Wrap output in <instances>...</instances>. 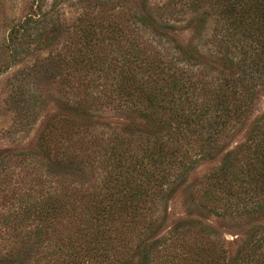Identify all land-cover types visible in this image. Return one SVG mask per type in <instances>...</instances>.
Listing matches in <instances>:
<instances>
[{"label": "trees", "instance_id": "obj_1", "mask_svg": "<svg viewBox=\"0 0 264 264\" xmlns=\"http://www.w3.org/2000/svg\"><path fill=\"white\" fill-rule=\"evenodd\" d=\"M185 1L214 12L209 22L198 19L196 28L207 32L201 43L180 42L150 0H141L139 11L126 1L116 15L87 12L71 35L54 10L65 1L52 0L49 12L11 28V57L30 23L41 32L31 31L29 41L52 46L43 60L61 71L68 113L51 129L63 140L98 107L125 108L140 124L110 128L107 138L93 134L87 153L72 152L68 157L81 160L93 152L92 171L105 162L101 182L76 183L84 190L78 200L71 201L67 190L48 192L33 211L44 229L60 223L63 231L56 230L47 253L32 240L26 253L19 250L0 263L264 264V108L243 141L235 140L264 91V0ZM208 39L213 50L206 56L201 48ZM103 142L109 148L100 157ZM68 162L64 174L70 175ZM207 164L204 175L194 178ZM181 195L185 213H167L166 202ZM203 214L239 231L229 242L220 231L227 229L213 227ZM33 251L42 253L39 259Z\"/></svg>", "mask_w": 264, "mask_h": 264}, {"label": "rangeland", "instance_id": "obj_2", "mask_svg": "<svg viewBox=\"0 0 264 264\" xmlns=\"http://www.w3.org/2000/svg\"><path fill=\"white\" fill-rule=\"evenodd\" d=\"M64 1L65 3L59 2L54 6L52 0H39V2L38 0H0L1 261L14 255L19 250L26 253L32 240H39V246L43 245L40 247V251L47 253L48 245H53L58 237V235L56 236V230L63 231L64 228L62 229L60 223L53 230H50V228L49 230L44 229L45 227L36 217V211H33L35 204L43 205L48 192L61 189L67 190L68 195H70V192L72 194L71 201L73 199L78 200L84 190L76 183L87 181L97 185L101 182L100 168L105 165V162L94 164L95 167L92 171L90 164L95 163L91 161L93 152H90L89 156L82 158V160L70 158L72 152L73 156L74 153H77L76 151L87 153L88 141L93 134L102 132L103 138H107L112 129L120 131L131 123L140 124V121L132 117L131 112L125 108L118 106L106 108L104 106L96 108V112L93 113L90 119L87 118L89 121L83 125L82 129L72 131L69 134L68 141L62 139L59 131H55L54 128L51 129L52 123L59 124L64 114L68 113L64 103L63 89L65 85L61 71L59 68L48 66L49 63H45L43 60L52 46L29 41L31 38L27 35H30L31 31L33 34L41 32L40 25L35 30L37 25L30 23L28 33L24 37L18 36V51L16 55L11 57L6 47L9 41L12 40L10 36L11 28L25 20L26 17L33 15L39 17L43 13L49 12L54 6V10L58 12L60 23L66 27L65 30L71 35L76 29L79 19L87 12L96 17H100L101 14L107 12L109 15L110 13L116 15V13L123 10L126 1H129L136 11L141 8V0ZM182 2H186L189 8L182 9L178 0H150L149 3L152 11L158 14L160 22L177 29L178 37L181 38L180 42L185 43L189 39L195 43L199 41L201 43V40L205 41L207 32L200 30V27L196 28V25L199 18L206 19V22H209L210 18L208 16L212 17L214 12L207 8L206 4H193L185 0H182ZM49 15L50 13L45 18H49ZM209 26L211 27L210 23ZM191 30L195 33L193 34ZM12 37L14 39V35ZM26 37L27 39H24ZM64 38L67 40L65 36ZM194 38L197 40H193ZM157 40L164 43L163 40ZM61 41L64 42V40ZM205 44V48H201V52L208 56L213 50L211 40L208 39ZM61 45L59 44L57 49H60ZM263 108L264 91L260 93L255 101L253 111L244 130L235 138L236 143L240 144L243 141L250 125L261 115ZM92 110L95 111V107H92ZM94 145L92 144V146ZM101 145L100 157L106 155L107 148H109L104 142ZM67 159H71V161L68 162ZM54 160L62 163L55 164ZM67 162L72 164L69 170L72 171L70 175L64 174L66 171L64 167ZM76 164L83 165L77 169L78 174L75 170ZM210 167L211 164L201 166L195 171L193 177L203 176L204 172ZM66 179L74 185L68 188L62 187V180ZM75 190L79 191L75 192ZM183 197L181 195V199L177 198L173 202L169 199L163 209L172 215L184 214L185 209L188 207L184 205L186 202L183 201ZM203 220L213 227L227 229L220 231H225V238L229 242L234 234L239 231V228L225 226L220 218H216L211 214H203ZM37 229L40 230V233L37 232L39 231ZM228 249L233 252L235 246L230 243ZM41 252L33 251L32 255L39 259L42 255ZM53 260L49 263L52 264Z\"/></svg>", "mask_w": 264, "mask_h": 264}]
</instances>
